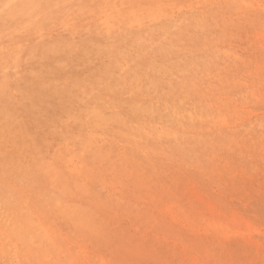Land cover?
Wrapping results in <instances>:
<instances>
[{
	"label": "rangeland",
	"instance_id": "374dc122",
	"mask_svg": "<svg viewBox=\"0 0 264 264\" xmlns=\"http://www.w3.org/2000/svg\"><path fill=\"white\" fill-rule=\"evenodd\" d=\"M0 264H264V0H0Z\"/></svg>",
	"mask_w": 264,
	"mask_h": 264
}]
</instances>
